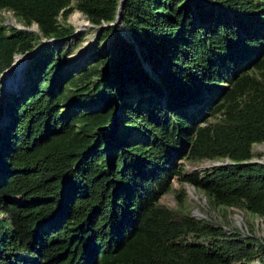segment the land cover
Segmentation results:
<instances>
[{"label":"trees","instance_id":"16d2710c","mask_svg":"<svg viewBox=\"0 0 264 264\" xmlns=\"http://www.w3.org/2000/svg\"><path fill=\"white\" fill-rule=\"evenodd\" d=\"M69 2L0 0L24 26L0 22V77L34 49L0 101V264L247 260L251 239L189 215L181 187L159 196L177 175L264 217V164L242 162L264 142V0H123L117 25L118 0ZM73 8L108 43L64 67ZM217 156L234 162L177 164Z\"/></svg>","mask_w":264,"mask_h":264},{"label":"rangeland","instance_id":"374dc122","mask_svg":"<svg viewBox=\"0 0 264 264\" xmlns=\"http://www.w3.org/2000/svg\"><path fill=\"white\" fill-rule=\"evenodd\" d=\"M75 0H70L69 4L73 6ZM74 7V6H73ZM60 19V18H59ZM65 21L72 25L73 31L68 36L67 39H70L71 47L64 55V67H68L71 65H75L77 63H83L85 60L89 58V54L92 48H104V46L108 43V41H103L97 39V27L89 25L86 16L78 11L76 8L71 9L69 14L66 16ZM0 22L5 25H14V26H23L22 23L12 15L10 10L0 9ZM116 25L118 22L115 23ZM114 24V25H115ZM32 29H35V26L31 24L30 26ZM125 35L126 31L123 30ZM52 40V39H48ZM48 40L40 39V42L43 41L42 44H46ZM30 55V54H29ZM29 55L22 56L23 64L21 66V72L23 71L24 66L27 64V59ZM143 65H147L143 62ZM21 72L19 74H14L13 79L8 78L6 75L1 73L0 77V101L2 96L7 91H16L20 85H22L23 80L20 77ZM11 82V83H10ZM10 83V84H8ZM102 100L104 103L108 102V97L101 94L99 95V100ZM99 104V103H98ZM98 104H90L89 106L93 107L97 106ZM3 113L0 112V120H2ZM252 159L258 161H264V144L256 143L252 145ZM219 160L220 163L224 162L223 160ZM180 165L183 167L184 173H192V172H199L203 170L205 167L210 166V160H199V161H192L188 159H180ZM212 163H214L212 161ZM172 187L180 188V184L176 181L175 178L172 179ZM185 187V202L187 207L191 212L198 211L200 217L206 218V220L215 225H221L223 229L229 233L234 227L237 225V216L234 214L236 211H224L220 210L218 207L214 208L211 205L207 204L204 197L201 193L193 189L191 185L184 183ZM189 188V189H188ZM17 198V197H16ZM159 202L167 205V206H175L176 198L171 192H166L159 197ZM249 221L253 223L254 226V233L257 236H264L263 230L261 226L254 224L257 218L250 219Z\"/></svg>","mask_w":264,"mask_h":264},{"label":"clouds","instance_id":"9594fccd","mask_svg":"<svg viewBox=\"0 0 264 264\" xmlns=\"http://www.w3.org/2000/svg\"><path fill=\"white\" fill-rule=\"evenodd\" d=\"M215 119L211 118L210 121H214ZM256 143H261V144H264V142H252L251 145H250V151H251V155L250 157L247 159V160H244L242 162H245V163H261V164H264V161H258V160H255V159H252V145L253 144H256ZM180 159L181 158H178L177 159V164L179 165L180 163ZM182 159H186V158H182ZM217 159H220V160H223L224 162L220 163L219 160ZM188 160H192V161H199V160H210L211 164L210 166L208 167H205L203 170H206L208 168H212V167H218V166H225L226 164H232L234 161L230 160L228 157L226 156H217V157H212V158H200V159H188ZM212 161L214 163H212ZM181 166V165H180ZM182 167V166H181ZM203 170H200L199 172H192V173H184L183 171V167H182V175H187V174H197V173H201ZM175 178L176 181L180 184V187L183 189L184 191V197H183V201H184V206L185 208L188 210V213L189 215H191L192 217H194L195 219H202V220H206V218L204 217H200L198 216L199 213L198 211L196 212H191L189 210V208L187 207L186 205V202H185V187H184V183L186 184H189L192 186L193 189H196L195 186L191 183H189L188 181H183V180H179V176L177 175H174L172 178H171V191H167V192H172V189H178V188H174L172 187V179ZM189 189V188H188ZM199 191V189H196ZM201 193V195L204 197L203 193L201 191H199ZM166 193V192H165ZM164 194V193H163ZM162 195V194H161ZM160 195V196H161ZM174 195V194H173ZM159 196V197H160ZM175 196V195H174ZM176 198V197H175ZM205 199V197H204ZM206 203H207V200L205 199ZM176 202L178 203L177 199H176ZM177 203L175 205H177ZM162 204V203H161ZM208 204V203H207ZM210 205V204H209ZM167 206V205H166ZM169 207H173V206H169ZM175 207V206H174ZM217 208V207H216ZM220 210H222V208L218 207ZM236 211L234 214L237 216V225L236 227H234L229 233L226 232L225 229H223V227L221 225H215V224H212L210 222H207L213 226V227H219L221 228L226 235H230V234H236L240 237H247V238H250V243L251 245L254 247L255 249V252L252 253L250 255V257L245 260L243 258L239 259V260H232L231 263L233 264H238V263H241V264H264V252L262 251V247L264 246V236H257L255 235L254 233V226H253V223L251 221L248 220V218L250 219H254L257 218V220L255 221L254 224H257L258 226L260 225L262 230H263V235H264V217L260 214H256V213H251L249 211H247L246 209L244 208H240V207H237V206H229V207H225L224 211ZM231 236V235H230ZM187 240L188 242L190 243H202V241H198L195 237H190V236H187Z\"/></svg>","mask_w":264,"mask_h":264},{"label":"bare ground","instance_id":"6f19581e","mask_svg":"<svg viewBox=\"0 0 264 264\" xmlns=\"http://www.w3.org/2000/svg\"><path fill=\"white\" fill-rule=\"evenodd\" d=\"M22 64H23V59H22L21 55H16L14 58V64L12 62L11 66L3 72V75H6L8 78L13 79L14 74H19L21 72L20 69H21ZM10 83H8V84H10Z\"/></svg>","mask_w":264,"mask_h":264},{"label":"water","instance_id":"95a60500","mask_svg":"<svg viewBox=\"0 0 264 264\" xmlns=\"http://www.w3.org/2000/svg\"><path fill=\"white\" fill-rule=\"evenodd\" d=\"M122 1H123V0H118V2H117V7H116V11H115V15H114V20H113L112 22H109V23H111V24H113V25H114L116 22H118V19H119L118 12H119V9H120V7H121ZM88 24H89V25H92V26H96V25H93V24H91V23H89V22H88ZM33 25L35 26V24H33ZM100 26H102V25H100ZM19 27H24V26H19ZM27 29H32V28H31V27H27ZM33 50H34V49H32V50H30V51H26V52L23 53V54H17V55L26 56V55L31 54V53L33 52ZM10 65H11V63H10ZM10 65H9V66H10ZM9 66H8V67H9ZM8 67H7V68H8ZM7 68H6V69H7ZM6 69H4L3 72H4ZM3 72H2V73H3ZM16 197H17V198H16ZM18 198H19V195L14 196V197H12V198L10 199V201H11V202H15Z\"/></svg>","mask_w":264,"mask_h":264}]
</instances>
